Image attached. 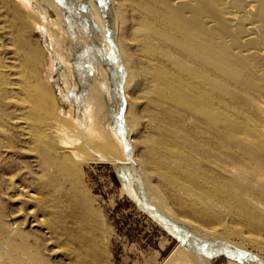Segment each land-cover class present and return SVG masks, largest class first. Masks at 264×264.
<instances>
[{
	"label": "rangeland",
	"instance_id": "obj_1",
	"mask_svg": "<svg viewBox=\"0 0 264 264\" xmlns=\"http://www.w3.org/2000/svg\"><path fill=\"white\" fill-rule=\"evenodd\" d=\"M20 1L33 14L27 38L44 52L38 75L52 90L53 119L58 121L55 124L59 132V141L55 142L65 145L62 148L68 157L62 160L58 156L60 167L44 169L38 145L14 131V139L0 136V264H185L186 254L197 257L196 264L207 255L212 256L208 264H264V236L255 245L246 241L245 232L231 234L217 241L219 244L215 242L226 247L228 253L219 251L213 255L202 244L209 242L200 239L195 231L193 235L188 227L194 223L202 229V224L215 226L224 222L231 227L238 221H233L223 208L200 209L213 220L218 218L212 223L213 220L203 221L185 202L193 200L199 190L175 170L186 166L193 169L197 163L201 174L212 172L200 152L180 140L196 139L181 111L169 108L172 112L165 113L163 107H158L152 113L148 111L151 106L148 109L147 104L139 102V121L135 124L126 114L128 98H122L124 123L136 141L129 144L131 157L138 160V167L128 165L130 189L134 195L143 193L153 207L182 225L189 235L178 238L169 232L140 209L131 191L124 188L115 162L122 166L128 161L112 124L111 114L116 115L120 97L111 82L119 76L116 79L122 89L125 77L121 70L119 73L117 57L111 55L107 21L97 2ZM83 12L90 16L88 28ZM16 23L7 12L0 11V25L6 27L0 32V47L9 51L15 49L10 32ZM90 33L100 43L103 65ZM27 70L21 67V71ZM0 130L12 132L1 126ZM161 139L169 141L168 151L173 154L164 156L159 150L150 159L153 156L144 141L151 145ZM178 152H184L185 159ZM150 171L155 175L150 176ZM230 210L235 212L231 207ZM189 238H195V242Z\"/></svg>",
	"mask_w": 264,
	"mask_h": 264
},
{
	"label": "bare ground",
	"instance_id": "obj_2",
	"mask_svg": "<svg viewBox=\"0 0 264 264\" xmlns=\"http://www.w3.org/2000/svg\"><path fill=\"white\" fill-rule=\"evenodd\" d=\"M94 2L107 21L111 55L117 57L119 73L121 70L125 77L122 89L116 79L119 76L111 82L120 97L116 116L124 119L122 98H128L126 114L135 124L139 121V102L147 104L148 109L151 106L148 111L152 113L158 107H163L165 113L174 108L181 111L185 125L193 128L196 139L180 140L200 152L212 172L201 174L197 163L193 169L186 166L175 170L200 191L193 200L185 202L195 211L194 216L203 221L215 219L200 211L203 208H223L233 221H238L232 223L235 232L227 222L215 226L202 224V229L192 222L188 227L193 235L196 232L200 239L209 242L202 244L213 255L227 250L215 242L226 240L231 234L245 232L246 241L258 245L264 236V0ZM0 11L17 20L10 32L15 41L14 51L0 47V126L12 131L0 130V136L14 139L17 136L13 131L21 133L38 145L44 169L51 165L60 167L58 156L62 160L68 156L62 148L65 145L55 142L59 132L58 121L53 119L52 90L38 75L44 52L27 38L34 20L32 11L20 0H0ZM81 14L88 28L90 16ZM5 29L0 25V32ZM90 37L97 40L95 35ZM100 54L98 60L103 65L104 56ZM21 67L27 72L21 71ZM156 118L152 119H159ZM125 131L132 145L136 141L126 126ZM189 135L193 136L191 130ZM144 143L153 156L150 159L159 150H163L164 156L173 154L168 151L171 145L167 139L151 145L148 140ZM124 149L131 157L130 145ZM178 154L185 159L184 152ZM127 161L124 165L133 163L138 167L137 159L131 157ZM115 163L118 173H123L120 162ZM154 175L150 171V176ZM125 176L131 182L130 175ZM210 257L202 256L198 264H208ZM185 261L196 264L197 257L186 254Z\"/></svg>",
	"mask_w": 264,
	"mask_h": 264
},
{
	"label": "water",
	"instance_id": "obj_3",
	"mask_svg": "<svg viewBox=\"0 0 264 264\" xmlns=\"http://www.w3.org/2000/svg\"><path fill=\"white\" fill-rule=\"evenodd\" d=\"M93 40H94V38H93ZM93 44L95 46V51H96L97 55L99 56L100 51H101L100 43L98 40H94ZM111 118H112L113 127L117 131V134L123 140V143H124V146L126 147V149H129V142H128L126 135H125L126 131H125V123H124L123 117L121 115L116 116L112 113ZM126 156H127V159L131 158L129 152H127ZM121 168H122L123 173H121V174L119 173V176L122 179V183H123L124 188L126 190L131 191V193H132L131 198L135 202V204L140 209H142L144 212H146L151 218H153L158 223H160V225H162L165 229H167L169 232L174 234L176 237L182 238L186 235L188 236L189 234L187 233V231L183 230L184 228L182 227V225L178 224L174 220L169 219L167 216H165L160 211H158L155 207H153V205H151L148 202V200L146 199V197L144 196L143 193H138V194L136 193L137 195H134L135 192L132 189H130V182L129 181H128L129 183L127 182L126 179H128V178H126V176H125L126 174H129V166H128V164H127V166L122 165ZM219 251H220V253H228V251H222V250H219Z\"/></svg>",
	"mask_w": 264,
	"mask_h": 264
}]
</instances>
